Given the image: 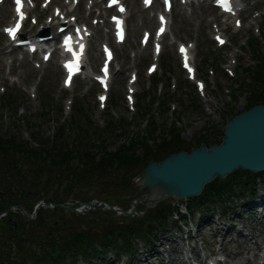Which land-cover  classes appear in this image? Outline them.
I'll use <instances>...</instances> for the list:
<instances>
[{
	"label": "rangeland",
	"instance_id": "374dc122",
	"mask_svg": "<svg viewBox=\"0 0 264 264\" xmlns=\"http://www.w3.org/2000/svg\"><path fill=\"white\" fill-rule=\"evenodd\" d=\"M96 1L100 2V0ZM91 2L92 0H87L85 3ZM247 4L249 8L255 7V10L251 9L243 15L242 28L236 27L234 20L228 21L224 29L229 44L223 49H220L213 40L217 17L214 8L215 13L208 14L206 23L203 25L189 9L190 26L184 23L186 30L182 34L174 33L177 41L197 43L196 65L200 78L206 83L205 96L199 94L194 85L184 76L176 45L165 48L160 69L154 76L156 80H162L164 86L162 91L156 92L154 77L151 79L146 77L145 69L148 63L138 57L141 29L135 32L131 28L130 42L117 50L119 62L124 64V71L117 75L106 111L100 108L96 96L97 87L92 86V83L86 84L80 79L71 92L65 91L59 67L55 61L44 71L32 66V71L29 72L31 69L29 65L20 64L22 55L17 52L12 54L10 49L4 46L0 33V142L23 143L26 141L32 148L37 149L41 146L50 149L52 146L65 143L77 147L76 137L80 130V132L85 131L83 134L87 145L84 149L97 156L104 154L106 148L108 152H115L118 147L133 143L136 144L135 147L142 156L148 148L157 149L159 144L157 137L161 139L160 144L166 137L167 142L172 141L171 130L173 129L181 132L182 145L187 148L198 146L205 138L212 139V143L216 142L221 139L231 117L246 111L253 98L250 92L255 83L247 75L246 69L254 65L255 58L249 46L250 43L246 42L256 39L264 47V0H249ZM50 11L52 13V9ZM95 17L96 14H92L88 22L92 23ZM175 19L180 21L177 15ZM5 24V20L0 21V29ZM174 37L171 35L168 43ZM136 54L137 57L133 59L132 57ZM14 57H17L19 61L14 64L15 74H11L8 65ZM131 68L137 69L140 74L136 112L127 109L124 101L126 92L123 82L128 77L126 72H130ZM226 70L234 71L236 77L231 78ZM75 120L77 125L74 124ZM153 124L158 129L156 134L151 133ZM109 126L111 131L108 129ZM60 128H65L63 136H58ZM101 130L106 131L101 133ZM9 153L18 161V169L0 172V192L11 189L12 195L17 197L23 196L24 192L28 191L30 200L27 199V201L30 206L36 207L43 200L52 203L60 202L61 200L56 197L58 193L67 198L65 205L72 208H77L84 199L95 197L114 200L115 205L123 209L128 206V212H131L133 201H135V211L128 218L112 216L113 214L110 215L108 211H102L104 216H101L97 214L98 210L74 213L67 209L46 217L48 225H57L58 229L70 235L81 231L100 233L114 224H121L129 218L141 215L144 208H147L148 202L139 198L148 194V189L141 188L134 180L128 188H123L120 183H106L105 186L98 187L88 185L85 181L80 183L78 181L77 189L71 188L69 193L67 189L70 185L69 180L73 183L74 181H71L67 173L66 176L69 179L64 178L65 174L61 176L62 180L58 179L57 167L52 170L55 183L52 189L47 191L33 186L28 188L24 186V183L18 182L20 179L17 178L16 172L19 170V173L28 178L35 175L36 167L28 166L23 158L24 155H18L13 151ZM4 159L5 157L0 154V165ZM161 159L162 157H159L158 161ZM4 178L8 181L5 182ZM4 182L7 188L3 187ZM263 183L264 180L260 182L257 193L264 190ZM256 198L257 195L254 200ZM225 199L229 205L228 208L223 201H220L213 206L206 205L202 208L193 206L192 210L187 211L185 220L193 224L194 230L189 242L187 228L180 235L174 223L176 220L179 222L180 217H174L166 230L155 233L154 237H158V241L145 244L137 242V254L134 256L117 258L113 253H109L97 262L86 263L83 260H77L75 264H115V261L118 264H182V260L194 256L190 253L193 249L199 256L205 257L209 249V252L213 254L220 252L223 258L228 257L229 264H245L246 261H250L249 264H251V261L257 259L255 254L264 256V220L262 222L256 219L255 215L246 213L247 208L243 206L251 200L250 198H240L235 194H229ZM161 204H167L174 209L180 207L185 212L186 207L190 205V199L169 198ZM16 216L23 217L21 214ZM102 217L105 219L102 221L101 228L92 229L86 225V221L101 220ZM254 220L256 221L253 222ZM216 222H222L224 226H233V230L224 240L226 253L221 252L222 249L218 243L222 240V234H216L217 227L222 225L220 223L218 226ZM249 225L255 230H252ZM242 227L250 228L245 229L244 235H248L249 232L252 234L248 235L252 238L251 244H247L244 238L239 237L238 231ZM198 229L200 230L197 233ZM0 237L4 239L9 237V233L4 232L1 226ZM255 242L260 245L259 249L253 247ZM10 247L9 245L4 247L3 251L15 259L17 247ZM36 248L38 250L37 245ZM204 249L207 251L203 252ZM207 260L206 257L205 261Z\"/></svg>",
	"mask_w": 264,
	"mask_h": 264
},
{
	"label": "trees",
	"instance_id": "16d2710c",
	"mask_svg": "<svg viewBox=\"0 0 264 264\" xmlns=\"http://www.w3.org/2000/svg\"><path fill=\"white\" fill-rule=\"evenodd\" d=\"M253 42L251 43V47L253 48L257 66L254 70L249 69L248 73L255 80L257 86L253 87L250 92L253 98L248 108L260 104L264 105V47L259 45V42H255L256 45ZM74 124L77 125L76 120ZM78 131L76 150H71L66 143L53 146V149L50 151L45 148L38 151L32 149L27 143L12 141L5 143L1 141L0 152L9 161H5L8 164L7 167L3 165L0 169H18V161L11 157L9 153V151H13L17 154H24L27 164L36 167L35 175L31 179L26 178L25 184L28 187L31 185L47 191L51 189L55 183L53 182V172L48 168L52 166L54 168L57 167L58 174H60L58 179L67 173L68 177L74 176L72 180L80 181L83 179L88 185L91 184V186L103 187L106 183H120L123 188H128L129 181L138 175L140 170L146 167L151 160H158L159 157L164 159L170 154L181 150H190V147L187 148L182 145L181 132L173 129L171 130L173 135L172 141L167 142L168 139L166 137L163 139V143L160 144L161 139L157 137L159 143L157 149L152 150L148 148L142 156L139 155L135 143L128 146L122 145L115 152H108L106 148L104 149V154L97 156L95 153L84 149L87 145L83 134L85 131ZM157 131L158 129L153 124L151 133L156 134ZM63 133L64 128L60 131L59 136L63 135ZM212 141V139L205 138L200 142L211 146L220 144L222 139L214 143ZM76 157L81 159L82 168L75 166L74 160ZM18 174L20 175L19 172ZM243 175H247L250 181L256 177V175L249 172H236L225 180L216 179L205 187L202 196L191 199L192 203L202 204L213 201L215 196H222L224 192L229 191L235 182L243 184L241 177ZM74 186L73 183H70L67 188L71 189ZM58 196H60L59 193ZM93 199L95 198L90 197L84 201H91ZM105 200L115 205L114 200ZM65 201L66 198L61 196V201L55 202L57 205H60L61 203H65ZM14 204L16 202L10 201V204L1 208L0 212ZM25 208L28 212H32V207ZM124 209L127 210L128 206ZM172 210L170 206L161 204L157 209L147 211L144 217L129 218L124 223L114 224L100 233L92 234L88 231H81L73 235L58 229L57 225H48L46 223V217L49 214L59 213L58 207L54 213L40 211L37 220L33 222L26 220L25 223H22L14 218L13 215H10L9 217L17 221L18 228H14V224L9 222L8 219H4L0 223L3 230L11 234L9 239L0 238V264H66L68 260H74L77 257H83L86 261H91L102 258L103 252L107 251H113L118 256L123 253L134 254V241L136 239L146 240L152 238L153 233L156 231L155 228L159 229L162 226H167ZM108 213L110 215L113 214L111 212ZM97 214L104 216L101 210H98ZM93 219L96 218L93 217ZM93 219L86 221V225L92 229L94 227L101 228L103 225L102 221L105 218L102 217L100 218L101 220ZM20 232L23 233L22 236L16 237L15 235ZM8 245L17 247L14 254H17L15 259L9 254L6 255L4 253L3 248L8 247ZM36 245L38 246V250Z\"/></svg>",
	"mask_w": 264,
	"mask_h": 264
},
{
	"label": "water",
	"instance_id": "95a60500",
	"mask_svg": "<svg viewBox=\"0 0 264 264\" xmlns=\"http://www.w3.org/2000/svg\"><path fill=\"white\" fill-rule=\"evenodd\" d=\"M239 169L252 173L264 172V105L233 116L227 123L223 142L219 146L208 148L202 144L190 153L180 151L161 162L152 161L135 179V183L148 189V194L139 199L147 201V208H152L171 197L199 196L205 185L217 177L226 178ZM135 205L133 201L131 212L106 202L85 203L80 208L105 206L112 212L129 216L135 211ZM42 206L44 203L39 204L33 216L26 215L24 210L23 213L28 220H33ZM68 209L79 211L76 208Z\"/></svg>",
	"mask_w": 264,
	"mask_h": 264
},
{
	"label": "bare ground",
	"instance_id": "6f19581e",
	"mask_svg": "<svg viewBox=\"0 0 264 264\" xmlns=\"http://www.w3.org/2000/svg\"><path fill=\"white\" fill-rule=\"evenodd\" d=\"M58 4L60 3L59 0L56 1ZM129 3V7H130V11H131V16H130V25L134 28L135 31H137L142 25H144V27H152V25L154 24V19L153 17H151L148 13V11L143 10L141 7H138V1L137 0H128ZM9 4L10 1L7 0V4L4 7L0 6V12H5V18L6 19H10L11 17V12L9 10ZM82 7L79 8L78 12H81ZM194 8V15L196 17V19L199 20L200 24L203 25L204 23H206V14L212 12L211 7H209L208 3H203V4H199V6H193ZM177 9H182V6H178ZM182 11V10H181ZM33 13H36L38 15V17L40 18V14L39 11L37 9H35L34 11H32ZM178 16L180 17V21L175 22L174 20V24H175V28H174V32L177 34H182V32L184 30H186V28L184 27V23L189 27L190 26V21L187 19L186 14L183 12H179ZM174 17V15H173ZM234 22H236V20H234ZM174 26V25H173ZM52 27V26H51ZM96 34H97V38L101 37V29L97 28L96 29ZM106 39L109 40L110 37L108 35H106ZM130 40V39H129ZM94 43L95 41H92L91 44V51L94 52ZM145 51H143L141 54L142 56H149L148 53H145ZM88 59L91 63L94 64V60L98 59V55L93 53V55L90 57L88 55ZM31 71V69H30ZM152 197V196H151ZM153 198V197H152ZM258 199H260L258 202H251L250 204L247 205V207L253 208L256 205L259 204H263L264 205V190L261 192V194L259 195ZM223 231H225V236H227L231 230L232 227L228 226L227 230L225 228H222ZM254 248H260V245L255 242L253 244ZM221 249L226 252V245L224 243L221 244ZM254 256L257 257V260L254 259V261H252L254 264H264V256H261L259 253L255 254ZM189 260H182L181 263L182 264H189L190 263V258H188ZM263 261V262H261ZM250 261H246L245 264H249Z\"/></svg>",
	"mask_w": 264,
	"mask_h": 264
},
{
	"label": "snow or ice",
	"instance_id": "6c2138e0",
	"mask_svg": "<svg viewBox=\"0 0 264 264\" xmlns=\"http://www.w3.org/2000/svg\"><path fill=\"white\" fill-rule=\"evenodd\" d=\"M16 2H17V4L19 5L20 0H16ZM112 2H113V3H116L117 0H112ZM145 2L148 3V2H150V0H145ZM17 11L19 12L20 9L17 8ZM120 11H124V9L121 7ZM21 19H23V15H22V14H21ZM161 20H162V22H163V17L161 18ZM19 28H20V24L17 23L16 26H15L14 28H8V29H6V31H7L10 35H12L13 38H15V34H16V32L18 31ZM161 31H163V29H161ZM82 47H83V46H81V48H82ZM76 67H78V65H76ZM105 71H106V69H105ZM70 72H71V68H70ZM69 79H70V77H69Z\"/></svg>",
	"mask_w": 264,
	"mask_h": 264
},
{
	"label": "flooded vegetation",
	"instance_id": "af4514ba",
	"mask_svg": "<svg viewBox=\"0 0 264 264\" xmlns=\"http://www.w3.org/2000/svg\"><path fill=\"white\" fill-rule=\"evenodd\" d=\"M0 194H1V193H0ZM0 197H1V198H4V197H5V195H4V194H1V195H0Z\"/></svg>",
	"mask_w": 264,
	"mask_h": 264
}]
</instances>
